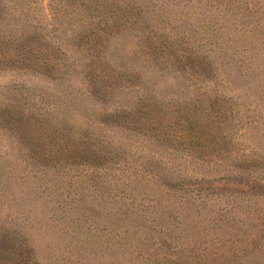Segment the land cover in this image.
<instances>
[{
    "label": "rangeland",
    "instance_id": "rangeland-1",
    "mask_svg": "<svg viewBox=\"0 0 264 264\" xmlns=\"http://www.w3.org/2000/svg\"><path fill=\"white\" fill-rule=\"evenodd\" d=\"M0 264H264V0H0Z\"/></svg>",
    "mask_w": 264,
    "mask_h": 264
}]
</instances>
